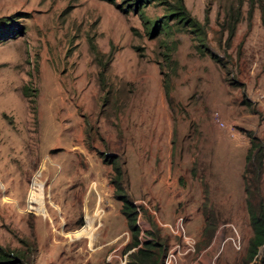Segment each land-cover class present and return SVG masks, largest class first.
<instances>
[{
    "label": "rangeland",
    "instance_id": "rangeland-1",
    "mask_svg": "<svg viewBox=\"0 0 264 264\" xmlns=\"http://www.w3.org/2000/svg\"><path fill=\"white\" fill-rule=\"evenodd\" d=\"M262 3L0 0V23L18 30L0 40V247L23 264H105L131 238L110 181L116 164L140 240L154 228L166 251L178 242L175 264L259 257L264 246L247 260L253 229L241 172L247 130L264 141ZM230 4L242 16L228 41L219 21ZM168 12L184 25L165 32L162 17L153 29ZM260 190L264 197V169ZM201 208L215 209L211 235ZM179 217L193 248L165 224Z\"/></svg>",
    "mask_w": 264,
    "mask_h": 264
},
{
    "label": "trees",
    "instance_id": "trees-1",
    "mask_svg": "<svg viewBox=\"0 0 264 264\" xmlns=\"http://www.w3.org/2000/svg\"><path fill=\"white\" fill-rule=\"evenodd\" d=\"M114 1V0H111ZM141 0H126L127 6L131 4H138ZM241 3V0H239ZM253 11L252 4L247 9L248 19L251 17ZM259 13L262 25L264 27V3L259 6ZM174 12H168L165 16L157 17L153 19L155 29L161 20L162 17L165 19L162 21V28L165 32H169L172 29V25L180 24L177 28H180L183 24L184 15H173ZM172 15V16H171ZM171 16V17H170ZM242 9L240 6L234 7L232 4L228 5L227 8L223 10V14L219 21V25L222 31L227 30L226 39L229 41L234 35L237 22L241 19ZM5 16L4 18H7ZM169 19L173 21L169 22ZM17 28L11 24L7 19L6 22L0 23V40L8 36L16 35ZM92 45V43H91ZM175 46V41H172L170 47ZM197 46H200L197 44ZM201 53H204V49H200ZM212 57L219 61V56L213 54ZM98 61L101 65L100 68V79L102 84H104V69L105 62L101 61V57L98 56ZM223 65V64H222ZM29 87H24V92H28ZM244 103L250 105V109L255 112H259V109L255 105H251L252 101L248 98L243 99ZM247 135L250 136V147L249 151L246 153V163L243 171L241 172L242 183L244 189V198L248 207L250 223L252 225L253 233L248 240L247 246V260H251L258 252L260 246H264V197L260 190V180L262 172L264 169V141L255 133L253 130L248 129ZM105 160L110 159L105 158ZM113 163V162H112ZM113 170L115 175L111 177L110 181L114 185V193L121 200V211L125 215L126 224L130 230L131 238L125 242V245L122 246V251L126 250L129 247L135 246L128 252V259L126 264H164L163 255L168 248L167 239H160L156 230L150 228L147 230L149 236L144 240H140L138 235L140 234L141 227L137 222V207L132 203L131 197L125 192L124 186L121 183L122 181L118 178L121 173L120 166L113 164ZM192 174H196L195 164L191 167ZM183 181L180 178V182ZM184 183V182H182ZM208 186H205L203 191H207ZM202 218L206 220L203 228L208 229L207 235H211L213 232V227L216 222L215 215L212 212H215V209H205L201 208L199 210ZM212 211V212H211ZM219 217V216H218ZM20 257L16 256L13 251H8L5 248L0 247V264H23V256L19 254ZM76 264H85V263H76ZM105 264H110V260L106 259ZM251 264H264V250L262 254L257 257Z\"/></svg>",
    "mask_w": 264,
    "mask_h": 264
},
{
    "label": "built area",
    "instance_id": "built-area-1",
    "mask_svg": "<svg viewBox=\"0 0 264 264\" xmlns=\"http://www.w3.org/2000/svg\"><path fill=\"white\" fill-rule=\"evenodd\" d=\"M212 116H213V119H214V121L216 123H218L219 125H222V126L225 125V123L223 122L218 110H214L212 112ZM230 133L232 134L233 132L230 130ZM179 219H181V218L180 217L177 218L174 224L167 223V222L165 224L168 225L169 228L172 231H174V232H181L182 231L184 233L185 240H186L187 244H186V248L183 249V250H187V249L193 248L194 247V244H193L194 243V239L191 238V236L185 235L183 224H182V222ZM141 232H142V230H140V234L138 235L139 239H140ZM234 243H236V245H237L236 241H234ZM134 247L135 246H132V247H129L126 250L122 251V250H120V249H122L121 244H118L117 247L113 246L107 252L106 259L107 260L115 259L118 264H126L127 259H128V252L131 249H133ZM181 248H182V246L178 242H174L171 245V247H169V249L164 254V257H163L164 263L175 264L177 255L179 253H181Z\"/></svg>",
    "mask_w": 264,
    "mask_h": 264
},
{
    "label": "crops",
    "instance_id": "crops-1",
    "mask_svg": "<svg viewBox=\"0 0 264 264\" xmlns=\"http://www.w3.org/2000/svg\"><path fill=\"white\" fill-rule=\"evenodd\" d=\"M175 206H176V205H175ZM175 206H174V208H173V212H174V210L176 209ZM196 212H197V210H196ZM91 235H92V232H91ZM91 235H90V236H91ZM90 236H89V237H90ZM98 246H99V245H97V247H98Z\"/></svg>",
    "mask_w": 264,
    "mask_h": 264
}]
</instances>
